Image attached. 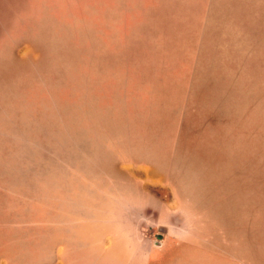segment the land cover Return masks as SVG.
<instances>
[{
	"label": "rangeland",
	"instance_id": "1",
	"mask_svg": "<svg viewBox=\"0 0 264 264\" xmlns=\"http://www.w3.org/2000/svg\"><path fill=\"white\" fill-rule=\"evenodd\" d=\"M0 264H264V0H0Z\"/></svg>",
	"mask_w": 264,
	"mask_h": 264
}]
</instances>
